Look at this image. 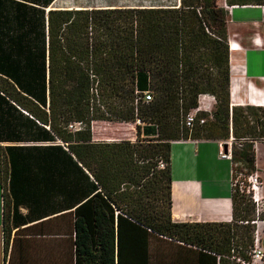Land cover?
<instances>
[{
  "label": "trees",
  "instance_id": "trees-1",
  "mask_svg": "<svg viewBox=\"0 0 264 264\" xmlns=\"http://www.w3.org/2000/svg\"><path fill=\"white\" fill-rule=\"evenodd\" d=\"M53 2L0 0V47L11 48L1 52L0 92L50 127L93 190L67 209L23 217L0 147L6 264H250L255 205L238 189L231 222L172 216V142L232 136L233 160L256 170L248 141L264 140V108L231 106L228 9L218 0L91 10L49 9ZM202 95L216 99L215 109L197 113L205 123L189 128ZM94 121L136 123L138 139L94 143ZM72 123L84 127L72 134ZM148 126L156 136L141 139ZM238 141L244 151H235Z\"/></svg>",
  "mask_w": 264,
  "mask_h": 264
},
{
  "label": "crops",
  "instance_id": "crops-1",
  "mask_svg": "<svg viewBox=\"0 0 264 264\" xmlns=\"http://www.w3.org/2000/svg\"><path fill=\"white\" fill-rule=\"evenodd\" d=\"M177 1L154 0L153 3L169 5ZM132 2V0H54L49 9L145 8L114 5ZM65 4H72V7ZM218 5L228 9L230 21L239 22L249 17L251 21L264 22L262 6L228 7L225 0H218ZM228 34L231 48V106L250 105L264 108V35L260 32L253 33L246 38L247 44L243 45L242 37L237 39V35L230 32ZM10 49L0 47V56H3L2 51ZM215 106L216 99L213 96L202 95L197 110L211 114ZM42 110L49 114L48 108ZM83 127L82 125L77 131L69 128L67 130L74 134ZM137 130L136 123L94 121L91 124L92 142L134 143L138 139ZM156 132L154 126L146 127L145 131L141 127L140 138H154ZM52 136L54 135L49 126L37 123L0 92V147L6 151L9 164L11 201L23 217L29 212L32 216L34 211L55 212L67 209L69 207L66 205L83 200L93 190L92 178L87 179L73 165L72 155L59 141L52 140ZM248 142L252 143L255 154L254 172H258L262 178L264 160L260 163L259 156L264 157V140ZM224 143L225 141L192 139L171 143L172 216L175 221L197 223L232 221L233 169L234 166L243 167V164L220 157V145ZM244 143L245 141H240L236 144L241 151H244ZM46 220L28 223L22 228ZM19 224L24 222L20 220ZM14 234L15 231L13 236ZM0 264H6L1 187Z\"/></svg>",
  "mask_w": 264,
  "mask_h": 264
},
{
  "label": "built area",
  "instance_id": "built-area-1",
  "mask_svg": "<svg viewBox=\"0 0 264 264\" xmlns=\"http://www.w3.org/2000/svg\"><path fill=\"white\" fill-rule=\"evenodd\" d=\"M146 98L147 100H150L148 93H146ZM197 113L199 112L196 109L186 116L185 125L187 127L192 128L196 121H199L200 124L205 123L206 120L204 118H197ZM137 123L140 124V121H137ZM81 127V123H72L68 126L72 131H77ZM232 141H234V138L231 136L230 142H225L220 145V157L222 159L232 160ZM225 145L228 147L227 151L224 150ZM159 168H164V164L159 163ZM237 177L233 180V188H236L242 194H245L255 205V220L250 223L257 228L254 231V243L250 254L252 262L250 264H264V246L262 243L261 232L259 230V218L262 212H264V184L258 172H251V174L244 178ZM242 223L248 224V222Z\"/></svg>",
  "mask_w": 264,
  "mask_h": 264
},
{
  "label": "rangeland",
  "instance_id": "rangeland-1",
  "mask_svg": "<svg viewBox=\"0 0 264 264\" xmlns=\"http://www.w3.org/2000/svg\"><path fill=\"white\" fill-rule=\"evenodd\" d=\"M132 3H122V4H114V5H118L120 7H131V6H135V7H149L151 5H155L153 3L154 0H132ZM151 1V2H150ZM224 1V0H223ZM96 6L102 5V4H95ZM65 6H70L72 7V4H65ZM264 7V6H262ZM232 18V16L230 17V19ZM243 21H239V22H235V21H228V33H233L234 35H237V39H239L240 37L243 38V45L247 44L246 41L249 36H251L253 33L256 32H260L261 35H264V22L262 21H251V18L246 17L243 18ZM225 142H230V139L225 141ZM251 142H255V141H251ZM233 143L234 141H232V156H233V152H234V147H233ZM240 141L236 142V144H239ZM235 151L240 152V148L239 147H235ZM260 163H262V160H264V157L259 156ZM233 160V158H232ZM262 167H264V165L262 164ZM234 168L238 169V177L237 178H244L247 177L249 174H251V172H249L245 167L242 166H234ZM263 184H264V177L262 175L261 178ZM260 224H259V230L261 232V237H262V243L264 246V212H262L260 218H259ZM257 228V227H256ZM255 228V230H256Z\"/></svg>",
  "mask_w": 264,
  "mask_h": 264
},
{
  "label": "water",
  "instance_id": "water-1",
  "mask_svg": "<svg viewBox=\"0 0 264 264\" xmlns=\"http://www.w3.org/2000/svg\"><path fill=\"white\" fill-rule=\"evenodd\" d=\"M228 147L225 145L224 150L227 151Z\"/></svg>",
  "mask_w": 264,
  "mask_h": 264
},
{
  "label": "bare ground",
  "instance_id": "bare-ground-1",
  "mask_svg": "<svg viewBox=\"0 0 264 264\" xmlns=\"http://www.w3.org/2000/svg\"><path fill=\"white\" fill-rule=\"evenodd\" d=\"M234 41H235V40H234ZM236 42H237V41H236ZM234 44H235V43H234ZM230 49H231V48H230ZM238 51H239V50H238ZM238 51H237V52H238ZM239 52H240V51H239Z\"/></svg>",
  "mask_w": 264,
  "mask_h": 264
}]
</instances>
